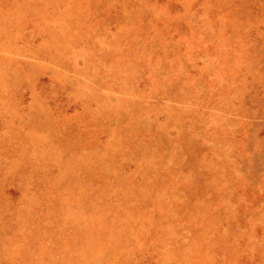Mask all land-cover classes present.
Returning <instances> with one entry per match:
<instances>
[{"label":"rangeland","instance_id":"1","mask_svg":"<svg viewBox=\"0 0 264 264\" xmlns=\"http://www.w3.org/2000/svg\"><path fill=\"white\" fill-rule=\"evenodd\" d=\"M0 264H264V0H0Z\"/></svg>","mask_w":264,"mask_h":264}]
</instances>
